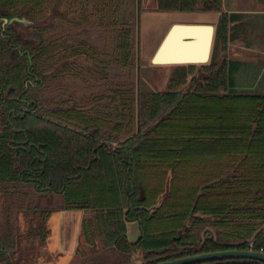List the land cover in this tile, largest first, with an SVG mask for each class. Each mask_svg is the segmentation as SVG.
Here are the masks:
<instances>
[{
	"label": "trees",
	"instance_id": "16d2710c",
	"mask_svg": "<svg viewBox=\"0 0 264 264\" xmlns=\"http://www.w3.org/2000/svg\"><path fill=\"white\" fill-rule=\"evenodd\" d=\"M157 1L158 11L222 9ZM143 11L142 0H0V264H35L55 209L84 211L68 264L264 247V92L238 88L218 60L222 17L214 66L175 72L192 73L189 88L140 89ZM30 210L40 213L29 225ZM33 225L39 253L24 245Z\"/></svg>",
	"mask_w": 264,
	"mask_h": 264
},
{
	"label": "crops",
	"instance_id": "0c3cea01",
	"mask_svg": "<svg viewBox=\"0 0 264 264\" xmlns=\"http://www.w3.org/2000/svg\"><path fill=\"white\" fill-rule=\"evenodd\" d=\"M155 1L147 7L157 6L158 1ZM220 17L223 32L217 43L219 61L232 65L229 68L231 77L238 88H257L264 71V0H222L220 11H158L148 8L142 13V30L148 26L149 20L166 22L158 38L176 22L213 23L217 29ZM200 34L204 35V30ZM157 42L151 51L152 56L161 41ZM83 212L80 209H61L49 214L46 221L49 232L41 249L43 253L36 258L35 264L70 262L78 243Z\"/></svg>",
	"mask_w": 264,
	"mask_h": 264
},
{
	"label": "water",
	"instance_id": "95a60500",
	"mask_svg": "<svg viewBox=\"0 0 264 264\" xmlns=\"http://www.w3.org/2000/svg\"><path fill=\"white\" fill-rule=\"evenodd\" d=\"M14 19L19 17H13L10 21ZM203 30L204 35L200 34ZM215 30L213 23H173L157 46L151 57L152 61L168 64L196 63L199 67L211 59ZM187 88L189 85L185 89ZM164 195L160 196L155 207L161 204ZM154 206L149 209L152 210ZM136 255L140 256L139 250L136 251ZM226 258H253L264 262V250L252 247L211 250L177 256L152 264H194ZM136 264L144 263L142 259H138Z\"/></svg>",
	"mask_w": 264,
	"mask_h": 264
},
{
	"label": "rangeland",
	"instance_id": "374dc122",
	"mask_svg": "<svg viewBox=\"0 0 264 264\" xmlns=\"http://www.w3.org/2000/svg\"><path fill=\"white\" fill-rule=\"evenodd\" d=\"M156 1L155 0H142V7L144 10L146 9H150V10H155L156 6L154 7H147L148 5L154 4ZM97 16L94 15L92 17V21L95 22L97 21ZM163 25H166V22L162 23L159 20L158 21H153V20H149L148 22V26H145V30H142V26H141V49H140V61H139V86L140 89H147V90H166V89H185L191 80L192 77V73L189 74L187 77L185 78H176L175 77V72L177 71V69L179 67H181L182 65L187 66V69L194 70L196 71V67L197 64L196 63H191V64H168V63H154L152 61V58L150 55L152 52V49L155 47V43L158 40L157 44L161 41L164 32L162 34V36L160 38L159 34L162 30ZM157 46V45H156ZM218 60H219V55H217ZM90 62L88 61H83V65L88 64ZM226 64V63H225ZM211 66H214V63L211 62V60H209L208 62L203 63V67L204 68H211ZM227 66V70H229V68L231 69L232 65L228 64ZM227 71H224V74ZM222 74V73H221ZM263 75V79L260 85L257 86V88H247L244 90H250V91H254V92H264V71L262 73ZM223 77V76H222ZM75 79L74 76L72 75H68V76H64L62 78H59L57 80V83H64L66 81H71ZM222 87V86H221ZM224 88H221V90ZM0 199H2V196L0 195ZM36 201V199H35ZM34 201V202H35ZM40 205L41 206H48V199L44 196L41 198L40 200ZM56 211V210H54ZM24 213V212H23ZM28 217H27V222H29V225L31 224V220L33 218V215L36 213V217H38V213H40L39 211L35 212L34 210H30L29 212H26ZM25 214V213H24ZM25 217V215H24ZM24 217H22V214H20V220L22 223V219H24ZM45 221H47V216L45 217ZM36 221L33 220V224H35ZM27 232H29V234L27 235ZM35 227L33 225L32 228H27V230H25V238H24V245H26V247H30L29 252L32 250V248H34V253H39V247H35L37 245V243L40 242V238L41 235L39 236H34L35 235ZM141 233V229H140V225L138 223V221H130L129 225H127V235L129 240L131 241H136ZM35 242V243H34ZM44 245V243L42 244V246ZM34 246V247H32ZM43 253V251H41V254ZM138 259H142V254L140 252V256L136 255V252L133 253L132 255V260L135 262Z\"/></svg>",
	"mask_w": 264,
	"mask_h": 264
},
{
	"label": "flooded vegetation",
	"instance_id": "af4514ba",
	"mask_svg": "<svg viewBox=\"0 0 264 264\" xmlns=\"http://www.w3.org/2000/svg\"><path fill=\"white\" fill-rule=\"evenodd\" d=\"M14 17H15V16H14ZM17 17H19V16H17ZM12 18H13V17H12ZM12 18H11V19H12ZM11 19H5V20H4V24L7 23V22H12V21H10ZM22 19H23V17H19V19H14V20H22ZM6 20H7V21H6ZM14 20H13V21H14ZM55 210H61V209H55ZM77 210H78V209H77ZM53 211H54V210H53ZM19 221H20V213H19Z\"/></svg>",
	"mask_w": 264,
	"mask_h": 264
},
{
	"label": "built area",
	"instance_id": "2783aa9c",
	"mask_svg": "<svg viewBox=\"0 0 264 264\" xmlns=\"http://www.w3.org/2000/svg\"><path fill=\"white\" fill-rule=\"evenodd\" d=\"M250 247L254 248V240L250 241ZM258 249L264 250V247H260Z\"/></svg>",
	"mask_w": 264,
	"mask_h": 264
}]
</instances>
